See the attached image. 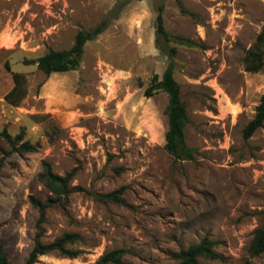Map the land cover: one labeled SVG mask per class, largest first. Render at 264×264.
I'll list each match as a JSON object with an SVG mask.
<instances>
[{
  "label": "rangeland",
  "instance_id": "1",
  "mask_svg": "<svg viewBox=\"0 0 264 264\" xmlns=\"http://www.w3.org/2000/svg\"><path fill=\"white\" fill-rule=\"evenodd\" d=\"M105 20L77 70L38 71L39 58ZM263 26L264 0H0V243L11 262L25 264L33 250L40 213L31 199L51 196L39 180L49 162L62 176L75 170L83 192L46 211L42 241L77 233L72 248L82 254L37 264H95L114 249L128 253L121 264H180L177 255L205 237L223 259L201 264H264V254H249L264 229V127L243 135L264 96V68L246 70ZM171 62L196 151L178 163L165 149L169 97L145 94ZM14 73L27 80L18 106L5 99ZM5 133L23 137L12 145ZM24 141L37 150L20 151ZM121 187L125 204L93 195Z\"/></svg>",
  "mask_w": 264,
  "mask_h": 264
},
{
  "label": "trees",
  "instance_id": "2",
  "mask_svg": "<svg viewBox=\"0 0 264 264\" xmlns=\"http://www.w3.org/2000/svg\"><path fill=\"white\" fill-rule=\"evenodd\" d=\"M142 1V0H138ZM109 27V21L101 22L96 28L90 31H81L76 37L74 46L67 50H50L46 55L38 59L37 69L45 76L49 77L56 73H67L77 70L83 60L86 45L102 35ZM170 35L164 27V20L161 15L157 18V45L164 50L162 40L168 41ZM183 44V39H179ZM264 26L256 43L249 50L246 58V70L257 73L264 68ZM176 49L172 48L171 54L174 55ZM31 64V63H30ZM176 65L171 62L162 77L155 75L149 87L146 90V96L152 97L157 92H165L169 97V105L166 115L168 117L169 129L166 134V151L171 155L176 163L182 161H192L195 158L196 151L190 148L186 143V127L189 124V113L187 106L181 97V87L174 77ZM14 87L6 95L5 99L12 105L18 106L28 95L26 87V77L23 74H13ZM264 127V96L256 109V115L251 122L244 128V139L248 140L254 134ZM6 140L15 145L23 137L21 133L15 140L9 135L4 134ZM22 152H35L36 147L29 141H24L19 148ZM2 165L0 164V171ZM76 171L73 170L65 175L54 173L52 165L49 162L43 163V171L39 175L40 182L50 192L51 196L41 203L31 199L33 206L39 210L40 219L38 222V233L34 240V247L25 264H37L43 256L57 253L60 256L75 259L82 253L73 246L83 241L82 236L77 233H65L53 242L44 243L42 241L43 231L41 225L45 222L46 211L53 206H66L71 195L83 192L82 189L73 186V178ZM126 187H121L108 194H93L94 197L103 203L125 204L123 198ZM215 243L208 237L202 239L199 244L192 245L186 250H182L177 258L180 264H201L200 259L204 258L212 261L222 260L223 257L214 250ZM124 249H114L106 252L95 264H121L127 255ZM251 258L264 254V229H259L254 233V237L249 247ZM0 264H13L6 254L4 247L0 243ZM249 264V263H248Z\"/></svg>",
  "mask_w": 264,
  "mask_h": 264
}]
</instances>
